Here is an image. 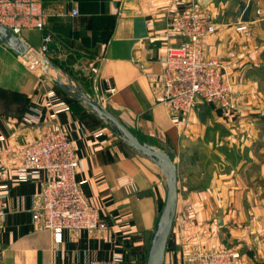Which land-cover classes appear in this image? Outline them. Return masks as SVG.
I'll list each match as a JSON object with an SVG mask.
<instances>
[{
  "label": "crops",
  "instance_id": "crops-1",
  "mask_svg": "<svg viewBox=\"0 0 264 264\" xmlns=\"http://www.w3.org/2000/svg\"><path fill=\"white\" fill-rule=\"evenodd\" d=\"M43 2L44 30L15 36L24 50L38 55L51 33V63L177 165L178 209L165 264L193 242V236L183 238L185 222L205 250L230 246L249 264H264V0ZM194 9L214 16L217 32L205 38L204 53L224 64L233 106L227 111L202 102L194 114L175 120L162 88L165 36L174 16ZM38 69L0 41V264H146L167 199L166 178L110 122L60 94ZM60 104L69 110L55 114ZM52 130L73 142L80 190L101 211L107 230L58 236L33 222L46 174L22 179L18 153ZM123 175L133 178L136 194L116 188Z\"/></svg>",
  "mask_w": 264,
  "mask_h": 264
},
{
  "label": "built area",
  "instance_id": "built-area-1",
  "mask_svg": "<svg viewBox=\"0 0 264 264\" xmlns=\"http://www.w3.org/2000/svg\"><path fill=\"white\" fill-rule=\"evenodd\" d=\"M43 0H0V26L12 35L26 30H44ZM77 14V12H75ZM240 27L238 30H245ZM217 32L212 13L206 9L185 11L172 18L166 32V49L162 88L164 101L176 113L175 120L194 114L200 103L215 104L224 110L233 106L234 94L230 77L218 59L207 58L204 40ZM180 39L179 44L174 41ZM53 41L46 34L40 56L51 62ZM113 92V89L109 90ZM64 104L54 107L55 114L68 111ZM22 161L19 175L24 180L46 174L40 204L32 212L33 222L60 236L64 231L107 230L101 211L82 194L78 182L80 161L73 142L60 130L44 133L18 153ZM3 175L0 172V181ZM116 188L136 194L138 187L129 175L117 178ZM0 186V223L5 216ZM83 264H121L118 259L92 261ZM179 264H249L242 253L230 246L205 250L201 246L182 252Z\"/></svg>",
  "mask_w": 264,
  "mask_h": 264
},
{
  "label": "water",
  "instance_id": "water-1",
  "mask_svg": "<svg viewBox=\"0 0 264 264\" xmlns=\"http://www.w3.org/2000/svg\"><path fill=\"white\" fill-rule=\"evenodd\" d=\"M0 41L11 50L17 52L27 61L33 60L34 67L42 66L45 74L60 87L66 95L88 106L95 114L110 122L120 136L126 140L136 151L156 163L166 175L167 199L164 210L157 223L156 231L152 237V243L148 252L147 264H165L167 248L174 228L178 209V168L172 156L160 150H156L141 142L120 120L110 113L100 102L91 98L78 88L73 80L65 75L61 69L47 61L43 56L28 54L25 50V42L13 36L6 28L0 26ZM36 63V64H34ZM49 69L56 72L54 76ZM66 77L63 81L62 77Z\"/></svg>",
  "mask_w": 264,
  "mask_h": 264
},
{
  "label": "rangeland",
  "instance_id": "rangeland-1",
  "mask_svg": "<svg viewBox=\"0 0 264 264\" xmlns=\"http://www.w3.org/2000/svg\"><path fill=\"white\" fill-rule=\"evenodd\" d=\"M30 64H33V60H31V61H28ZM34 64H36V63H34ZM34 66V65H33ZM37 67L39 68L38 70H39V73H40V75H41V77L42 78H44L47 82H50L52 85H54L58 90H60V94H64V95H66L65 94V92L60 88V87H58L57 86V84L56 83H54L53 82V80L51 79V78H49L46 74H45V72H44V68L42 67V66H38L37 65ZM49 71L54 75V76H56V72L54 71V70H52V69H49ZM62 79H63V81H66V77L65 76H63L62 77ZM68 96V95H67ZM156 169H157V172L159 173V174H161L162 176H164L165 178H166V175L163 173V171L161 170V168L158 166V167H156ZM187 222H185V224L184 225H186V228H183L182 230H183V232H182V234H183V238H187V239H189V238H191L192 236V238H191V241H193L192 243L190 242V243H188V246H186V248L184 249V250H181L180 252H178V255L176 256V258H174L173 259V257H170V259H169V262H168V264H179L180 263V254H182V252L183 251H185V250H187V249H191V248H195L196 246H198V242H197V237H195L194 236V234H195V229H194V227H192L191 226V222H188L189 224L187 225L186 224ZM183 224H182V227L184 226ZM180 227V226H179ZM178 227V228H179ZM151 243H152V238H149V240H148V246H147V252H146V254H147V257H146V264H147V259H148V252H149V248H150V246H151Z\"/></svg>",
  "mask_w": 264,
  "mask_h": 264
}]
</instances>
